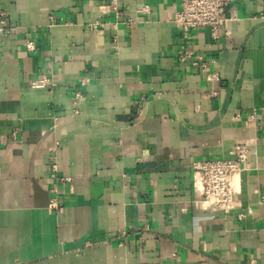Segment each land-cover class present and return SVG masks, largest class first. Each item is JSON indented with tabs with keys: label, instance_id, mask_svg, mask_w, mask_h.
Segmentation results:
<instances>
[{
	"label": "crops",
	"instance_id": "1",
	"mask_svg": "<svg viewBox=\"0 0 264 264\" xmlns=\"http://www.w3.org/2000/svg\"><path fill=\"white\" fill-rule=\"evenodd\" d=\"M178 10L0 0V264H264V0L223 3L217 39L185 40ZM43 76L56 85H30ZM237 142L253 164L241 206L195 207L192 163L232 158Z\"/></svg>",
	"mask_w": 264,
	"mask_h": 264
},
{
	"label": "built area",
	"instance_id": "2",
	"mask_svg": "<svg viewBox=\"0 0 264 264\" xmlns=\"http://www.w3.org/2000/svg\"><path fill=\"white\" fill-rule=\"evenodd\" d=\"M230 1L232 0H180V10L175 12L173 21L179 26L185 40L190 37L193 30L200 28H208L212 37L217 39L220 37L221 31L227 28L230 20L225 16L222 5ZM136 12L149 14L151 7L149 4H143L137 8ZM49 22L50 25L67 23L62 16L55 14L49 15ZM128 23L130 24L131 21ZM100 25L103 24L100 23ZM93 27L96 28L97 26ZM3 31L4 29L0 28V36ZM116 38L117 36H115ZM25 47L28 51H35V41L27 40ZM114 47L117 49V46ZM192 55L191 50L185 49L180 54V58L186 60ZM209 62L204 60L202 56H196L193 58L192 64L207 67ZM80 81L82 84L86 83L85 78H81ZM30 85L33 88H52L56 83L54 79L43 76L41 79L32 80ZM81 96V93L77 92L73 97L75 113L79 112L77 105ZM233 153L232 158L204 159L192 163L193 188L196 194L192 204L195 207L213 212L223 211L227 214L241 206L242 173L253 169L252 150L246 142H237L233 146ZM51 168V176L59 179L57 177V164L53 162ZM69 179L63 178V180ZM53 191L58 193L59 188L55 186ZM48 206L54 211H59L61 208L57 197L50 198ZM183 210H187V208H183ZM237 216L239 219H243L244 214L239 213Z\"/></svg>",
	"mask_w": 264,
	"mask_h": 264
}]
</instances>
